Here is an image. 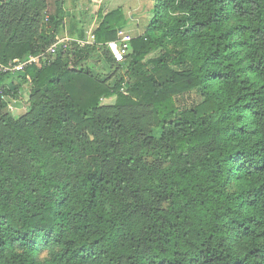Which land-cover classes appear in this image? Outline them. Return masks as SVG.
Segmentation results:
<instances>
[{"label":"trees","instance_id":"obj_1","mask_svg":"<svg viewBox=\"0 0 264 264\" xmlns=\"http://www.w3.org/2000/svg\"><path fill=\"white\" fill-rule=\"evenodd\" d=\"M14 1L0 0L2 65L46 52L68 16L64 0ZM152 2L124 64L106 57L113 86L80 65L118 40L122 8L99 10L94 44L80 22L41 67L0 74V264L42 249L50 264H264V0Z\"/></svg>","mask_w":264,"mask_h":264},{"label":"rangeland","instance_id":"obj_2","mask_svg":"<svg viewBox=\"0 0 264 264\" xmlns=\"http://www.w3.org/2000/svg\"><path fill=\"white\" fill-rule=\"evenodd\" d=\"M18 0L14 1L13 8L20 6L21 9L23 8V3L17 2ZM7 4H11L12 0H5ZM17 4V5H16ZM65 8L68 11V16L65 20V28L61 31L60 36L58 37L60 40L63 39H72V27L76 26L80 22H87L86 23V30L88 35H92L93 31L96 30L101 22V19L98 17V12L102 8L104 9V13H110L114 10L122 8L125 11L126 17L129 19L128 26L123 28L118 32V39L121 40H132L134 38L143 37L148 31V26L150 21L153 19L152 14V0H64ZM15 16V15H14ZM171 18L178 17L177 14L173 13L170 15ZM14 18H17L14 17ZM47 22V18L42 17L40 19V24L44 26ZM77 37L75 34H73ZM159 35V33H157ZM78 40V38H76ZM89 42H92L91 36ZM165 43L168 48L177 50L180 48L178 43L171 41L170 39H165ZM104 50H97L94 54L95 57L93 61H85L83 64L80 65V68L85 70H91L97 77L101 80L105 81L110 86H113L115 82L119 80L120 77L123 75V70L118 68L122 66L124 63L119 64V66H109L106 63L107 58L110 60L109 63H113L111 55L108 53V49L106 44L104 45ZM156 52L151 55V57L156 56ZM107 57V58H106ZM149 57V58H151ZM107 80V81H106ZM128 80H126V83ZM6 83L10 85L12 84V89L14 92L12 93V97L7 98V101L10 106V111L21 114L20 112H25V105L26 100L28 99L27 94L30 88V85L25 83L22 79H7ZM126 85V84H125ZM16 90V92H15ZM112 99V98H111ZM104 100L103 104L105 106H113L115 104V98L112 100ZM180 105H187L190 106L192 104H197L201 102L200 94L195 91L191 94H188L184 97L178 99ZM5 112V111H4ZM16 114V116H18ZM154 136L160 137V133L154 131ZM236 187L234 184H230L228 186V190L232 191ZM232 246V245H231ZM239 249V246H236ZM19 249V248H18ZM44 251L40 252L37 256V262L39 264H50L52 261V253L48 249H42Z\"/></svg>","mask_w":264,"mask_h":264},{"label":"built area","instance_id":"obj_3","mask_svg":"<svg viewBox=\"0 0 264 264\" xmlns=\"http://www.w3.org/2000/svg\"><path fill=\"white\" fill-rule=\"evenodd\" d=\"M90 36L92 39V42H89L90 40ZM89 40L88 43L89 44H94V36L93 35H89ZM70 41H78L77 39L72 40L70 38L68 39H63L60 40L58 38V40L44 53L37 55V56H29L28 59L19 62L18 64H13V63H9L8 65H2L0 64V74L2 73H12V74H21L24 73L25 69L28 66L31 65H36L38 67H41V64H43L44 62H48L49 57L56 55L58 53L59 50H66L68 43ZM130 41L131 40H121L120 38L116 41H112L106 44V47L108 49V51L110 52L112 58L114 59V62L116 64H122L126 61L130 51H131V47H130Z\"/></svg>","mask_w":264,"mask_h":264},{"label":"crops","instance_id":"obj_4","mask_svg":"<svg viewBox=\"0 0 264 264\" xmlns=\"http://www.w3.org/2000/svg\"><path fill=\"white\" fill-rule=\"evenodd\" d=\"M72 36H73L72 38H73L74 40L77 38V37H75L74 35H72ZM112 99H113V98H112ZM112 99H111V100H112Z\"/></svg>","mask_w":264,"mask_h":264}]
</instances>
